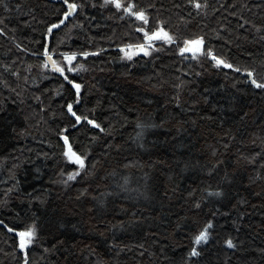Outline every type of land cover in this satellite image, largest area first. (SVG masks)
Segmentation results:
<instances>
[{
  "label": "trees",
  "instance_id": "obj_1",
  "mask_svg": "<svg viewBox=\"0 0 264 264\" xmlns=\"http://www.w3.org/2000/svg\"><path fill=\"white\" fill-rule=\"evenodd\" d=\"M131 2L148 25L78 0L83 10L47 37L62 0L0 5V264H23L8 228L33 221L28 264H264V90L244 76L254 68L264 82V0H199V12L187 0ZM157 20L174 42L122 57ZM195 35L233 67L180 53ZM45 43L65 68L60 53L77 52L83 67L66 75L82 85L78 103L41 66ZM69 101L100 128L77 125ZM61 129L87 154L74 180ZM208 220L209 239L190 257Z\"/></svg>",
  "mask_w": 264,
  "mask_h": 264
},
{
  "label": "snow or ice",
  "instance_id": "obj_2",
  "mask_svg": "<svg viewBox=\"0 0 264 264\" xmlns=\"http://www.w3.org/2000/svg\"><path fill=\"white\" fill-rule=\"evenodd\" d=\"M188 3H190L195 9L199 11L205 9L207 7V3L201 4L199 0H187ZM62 3L64 5L65 10L62 11V17L58 18L57 23L49 24L47 32L45 33V37L49 33H52L54 29L59 28L61 25L65 24L66 20L71 18L74 13H77L78 11L83 10V4L78 3V0H62ZM104 4H111L114 6V8L119 12L122 10L124 13L128 14L129 16L135 17L137 21H142L144 25L149 24V17L145 11V9L141 8L139 10H136V5L131 2V0H128L126 6L124 3V0H104ZM0 5H3L5 9H7V5L4 3V0H0ZM19 7V6H17ZM151 7V5H149ZM179 7V5H177ZM162 21L157 20L156 21V27L153 28L151 31H147L145 27H139L137 29L138 32L143 33V43L137 44L135 46L133 45H125L120 48V51L124 53V56L131 60L132 56L135 55V52L131 51L133 47L139 52H142L145 56L149 54V48L151 47L153 41L156 40H163L165 43H172L174 42V37L171 35L168 31L165 30L164 27L161 26ZM49 46L47 43L44 44V51L43 55L46 58L43 61L42 67H48L49 63L51 64L52 69L59 73L60 76L63 77L65 81L68 82V84L71 85L73 89H75L76 93V103L79 102L80 99V92L82 85L80 83H77L75 80L70 79L67 73L76 72L78 68H82L83 65H76V67H71L72 62L77 57V52H62L60 53V56L63 59L64 64L68 65L67 68L63 66L60 61L57 59H54L52 57V53L48 50ZM206 44H205V38L201 35H195L192 38H185L183 41V46L179 48L180 53L189 52L192 53L195 57L198 53L204 52L208 57L211 58L212 61L215 62L217 66L223 65L225 68H232L233 65L231 63L226 62L221 57L214 54L211 48H207L206 51ZM79 55L87 56L89 55L88 52H80ZM239 71V69H237ZM244 71L247 74L248 79L250 80L251 84L257 88L264 90V82H261L260 79L257 78V70L254 68H247L244 69ZM13 75H16V73H13ZM0 83H3L0 81ZM5 86H7L5 84ZM67 112L70 114L71 117L75 118L76 124H80L82 120L87 121L88 124L93 125L96 128H100V125L96 123L95 120L89 119L86 115H78L77 112L74 110L73 102L69 101L66 105ZM75 125H73L74 127ZM103 131V129H101ZM61 132V139L64 142V152L63 156L66 158V160L70 163L75 164L78 166L75 171L68 173V179L74 180L77 178V176L80 175L81 170L85 169V154H79L76 151L73 150L72 144L69 142V137L66 135H63L64 129L60 130ZM210 195L212 193H209ZM216 195H219V191L215 193ZM196 207H199L197 204ZM0 224H4L2 220H0ZM4 227L8 228L7 225H4ZM213 227L212 220H208L207 223L203 225V228L199 230L193 237H192V247L188 253L190 257H196L200 255V252L197 250L196 245L201 244L202 242H205L209 239V230ZM9 232H15L16 236L18 237V244L17 247L21 252H24L23 257V264H28V253L26 249H28L29 245H32L34 242V239L37 237V230L35 226V222L28 224L23 229H15V228H8ZM225 243L228 245V247H235L233 244L232 239H228L225 241ZM47 251V249H45Z\"/></svg>",
  "mask_w": 264,
  "mask_h": 264
},
{
  "label": "rangeland",
  "instance_id": "obj_3",
  "mask_svg": "<svg viewBox=\"0 0 264 264\" xmlns=\"http://www.w3.org/2000/svg\"><path fill=\"white\" fill-rule=\"evenodd\" d=\"M103 1H104V0H103ZM154 42H155V41H153V43H154ZM153 43H152V45H153ZM152 45H151V47H152ZM151 47H150V48H151ZM150 48H149V49H150ZM131 51L135 52V55L143 54L142 52H139V51H137V50L134 49V48H132ZM133 56H134V55H133ZM133 56H132V57H133ZM122 57L126 58V57L124 56V53H123V56H122ZM67 67H68V65H67ZM71 67H75L74 63L71 64Z\"/></svg>",
  "mask_w": 264,
  "mask_h": 264
},
{
  "label": "water",
  "instance_id": "obj_4",
  "mask_svg": "<svg viewBox=\"0 0 264 264\" xmlns=\"http://www.w3.org/2000/svg\"><path fill=\"white\" fill-rule=\"evenodd\" d=\"M74 14H75V13H74ZM74 14H73V15H74ZM244 76H246V77H247V74H246V72H245Z\"/></svg>",
  "mask_w": 264,
  "mask_h": 264
},
{
  "label": "flooded vegetation",
  "instance_id": "obj_5",
  "mask_svg": "<svg viewBox=\"0 0 264 264\" xmlns=\"http://www.w3.org/2000/svg\"><path fill=\"white\" fill-rule=\"evenodd\" d=\"M132 45V44H131ZM133 46H135V45H133ZM134 49H135V47H133Z\"/></svg>",
  "mask_w": 264,
  "mask_h": 264
}]
</instances>
